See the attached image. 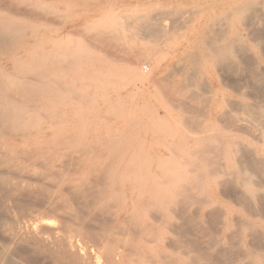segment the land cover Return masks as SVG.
<instances>
[{"label":"rangeland","instance_id":"rangeland-1","mask_svg":"<svg viewBox=\"0 0 264 264\" xmlns=\"http://www.w3.org/2000/svg\"><path fill=\"white\" fill-rule=\"evenodd\" d=\"M19 1L22 2L15 5L19 12L26 8V11L41 9L38 11L44 15L42 20L33 24L34 28L30 31L31 34L43 36V46L38 43L31 52L44 56L45 60L48 57L45 70L50 75L54 72L53 80L66 79L73 83V90H85L88 92L87 98L91 96L90 100L87 99L81 104L66 102L63 110H60L64 117L67 116L65 118L80 115L93 124L109 123L112 127L110 137H120L130 153L139 154L141 151L145 168L152 166L153 170L163 169L160 181L166 176L171 181L172 176L176 178L180 175L184 181L191 183L192 179H206L209 175L206 170L208 168L222 170L221 167L226 169L228 164H236L241 160L247 173L254 172V179L259 184L255 187L259 195L256 205H260L259 210L264 207V173H259L256 169L258 165H255L256 159L264 158L261 149L264 141V121L255 119V116L249 118L245 111V104L250 102L253 109L261 107L264 113V0H254V4L251 3L253 9L249 7L247 10L250 13L243 12L245 14H237L227 7L234 8L236 0ZM7 5L8 8L11 6L8 0H0V11ZM159 27H163V32L168 33L162 34ZM215 42L219 44L215 45ZM214 45L218 48L222 46L223 52H218ZM211 46H214V50ZM80 50L84 52V57ZM201 50L205 55L210 51L206 58L202 56ZM74 51L82 53L78 55L82 59H74ZM28 54L22 55L24 64L32 60L33 53ZM198 54L200 55L197 58ZM0 55L3 56L0 58V66L6 71H15L16 65H12L14 62H11V57L3 52ZM193 55L194 63L200 59L199 63L196 61L200 65L196 66L195 63V67L189 66L193 62L190 60ZM87 57L92 60L89 61ZM75 60L79 61L76 63ZM57 69L59 71L56 72ZM134 69L143 72V84L138 79L140 77L132 72ZM33 76L30 77L33 81L41 80L39 75L35 76L39 79ZM176 84L181 85L179 87ZM65 107L67 108L64 109ZM175 148L178 150L174 151ZM215 148L218 150L215 151ZM208 157L218 161L215 160L209 165L203 160L204 165H200V159ZM174 173L177 174L173 175ZM229 181L228 178L224 184H211L209 187L206 185V191L200 193V189H195L196 192H193L199 196L207 192L205 195L214 199L213 204L208 207L190 204L187 206L188 210L186 209L188 212H179L177 218L174 217L173 222L178 226L175 233H182L183 239H186L191 252L189 256L197 253L202 255L200 264H232V260L218 247L211 246L210 237L222 235L227 242L233 243L231 239H236L233 234L247 233L239 228L241 219L256 223L254 225L257 231L264 233V215H260L257 209L251 212L252 209L243 207L240 188ZM237 221L240 226H236ZM226 226L229 227L227 230ZM5 238L0 233V249H4L2 255L0 251V255L10 253L8 255H12L13 259L10 264H35L36 261L44 264L35 260L36 258L30 259L31 256L22 255L19 250L21 246L15 244V248ZM244 240V248H251L249 238Z\"/></svg>","mask_w":264,"mask_h":264},{"label":"bare ground","instance_id":"bare-ground-1","mask_svg":"<svg viewBox=\"0 0 264 264\" xmlns=\"http://www.w3.org/2000/svg\"><path fill=\"white\" fill-rule=\"evenodd\" d=\"M8 1L11 6L9 8V5L6 6L7 8L4 6L5 8H1L0 11V52L7 53L11 57V62H14L12 65L16 66L15 71H6L0 66V233L3 238L4 236L8 238L9 241H6L10 245L19 244L21 247L18 249L22 255L31 256L30 259L36 258L35 260L44 264H200L202 255L197 253L198 255L189 256L191 253L189 244L183 239L182 233H175L178 231V226L173 222L174 217L179 212L184 213L190 204H199L202 207L213 204L214 199L205 195L207 192L201 193L203 195L201 197L193 192L195 189H200L198 192L200 193L206 191L205 189L211 184H224L229 178V182L237 185L241 190L242 206L252 209L251 212L253 209L259 210L260 205L258 207L256 205L259 195L255 191V187L259 184L254 179V172L247 173V168L242 166L244 164L240 162L241 160L236 164L230 162L231 165L228 164L226 169H223L224 164H221L222 170H208L210 168L206 169L207 163L210 165L217 159L214 160L212 157L205 158L207 160L200 159V165H204L203 160L207 162L205 169L209 171L207 172L209 175L206 179H203L205 177L200 180L192 179L195 181L187 183L178 175L179 177L176 178L172 176L171 181H168L167 176L160 181L163 169L153 170L152 166L145 168L141 151L138 152L139 154L130 153L120 137H110L112 127L109 123L93 124L87 118L73 114L71 118H65L67 116L64 117L60 110L61 108L63 110L66 102L81 104L87 99L90 100L91 96L87 98L88 92L85 90H82L83 92L73 90V83L66 79L53 80L54 72L50 75L45 70L48 57L45 60L44 56L31 52L36 44H42L44 41L43 36L30 32L34 28L33 24L44 18V15L38 11L41 9L26 11V8L25 11L19 12L16 6L22 1ZM253 2L254 0H236V3H233L234 8L227 7L237 14H245L243 12L250 13V10H247L249 7L253 9L251 5L254 4ZM227 13L230 14L228 11ZM154 20L153 22L156 23ZM162 28L159 27L162 30L159 31L163 34L165 31L163 32ZM216 44L219 43L215 42ZM214 46H211L212 49ZM215 47L218 52L222 51V46ZM81 50L84 57V52ZM29 52L35 55L32 54V60L24 64L22 55ZM80 52L72 53L76 55L74 59L82 54ZM201 54L206 58L203 52ZM1 55L0 58L3 57ZM199 55L196 57L198 58ZM194 56L189 57L190 60L195 59ZM87 58L90 61L91 58ZM191 62H188L189 66L195 67L194 60ZM198 65L200 64L196 66ZM136 70L132 72L140 77L138 79L142 80L143 84L144 74ZM31 73L36 74V77L39 75L41 80L33 81L30 78L33 76ZM36 77L35 79H39ZM249 103L245 104L247 116L249 118L255 116V119L264 121L263 109L256 108L257 105L256 109H253L254 107ZM227 143L232 144V140ZM225 147L228 149V146ZM261 149L264 154V141ZM216 150L218 149L215 148ZM201 156L203 158V155ZM256 164L259 173H264V158L256 159ZM175 174L177 173L173 175ZM259 212L263 216L264 207L260 208ZM240 221L241 226L239 221L236 226H240L239 228L247 233L233 234L236 239L229 234L234 240L231 239L233 243L227 242L226 237L223 238L222 235L210 237L211 246L218 247L227 258L232 260V264H264V233L257 231L254 225L256 223L247 219ZM246 238H249L251 248H244L242 243ZM16 246L14 247L17 248ZM8 254L0 255V264H10L13 259H11L12 255ZM37 263L39 264L36 261L35 264Z\"/></svg>","mask_w":264,"mask_h":264}]
</instances>
